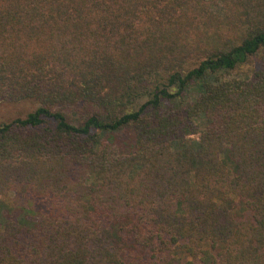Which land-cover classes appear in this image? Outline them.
I'll return each instance as SVG.
<instances>
[{
  "label": "trees",
  "instance_id": "1",
  "mask_svg": "<svg viewBox=\"0 0 264 264\" xmlns=\"http://www.w3.org/2000/svg\"><path fill=\"white\" fill-rule=\"evenodd\" d=\"M25 101L0 264H264V0H0Z\"/></svg>",
  "mask_w": 264,
  "mask_h": 264
},
{
  "label": "rangeland",
  "instance_id": "2",
  "mask_svg": "<svg viewBox=\"0 0 264 264\" xmlns=\"http://www.w3.org/2000/svg\"><path fill=\"white\" fill-rule=\"evenodd\" d=\"M137 103V102H135ZM36 104L33 102H20V103H0V122L10 121L17 117H24L27 113L33 111ZM196 137V135L194 136ZM15 199V198H14ZM8 200H13L10 196Z\"/></svg>",
  "mask_w": 264,
  "mask_h": 264
}]
</instances>
